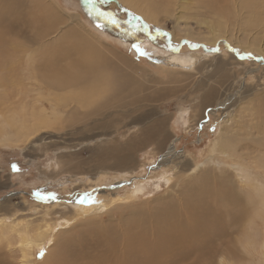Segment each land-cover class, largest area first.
<instances>
[{"label":"bare ground","instance_id":"1","mask_svg":"<svg viewBox=\"0 0 264 264\" xmlns=\"http://www.w3.org/2000/svg\"><path fill=\"white\" fill-rule=\"evenodd\" d=\"M120 1L133 11L141 14L147 21L158 22L160 20L157 19V11L161 6V4H157L159 2L154 0ZM161 1L166 2L165 9L175 5L176 10L182 6L193 5L195 2V0ZM223 1H225L227 8L231 10V14H228V16L232 21L240 18L242 20L240 21L241 24L250 26L256 31L258 29L259 31L262 30L261 32L258 31V33H264V0ZM248 3L251 6H248ZM52 5L54 3L49 2L48 6L40 4L38 0H0V21L4 23L3 28L5 30L3 33H1L3 30L0 32V87L5 89L4 95L0 96V112H3L0 114L2 124L0 127V143L19 144L24 141L29 142L32 145L31 147H35L42 144L39 142L55 138L53 135H48L50 138L44 137L45 134L41 135L39 133L41 136L38 135L40 129H52L53 126H58V128L66 130L68 133L66 132L65 135L63 134L64 136L58 137L57 141H53L54 143H46L48 149H57L59 144H62V146L58 149H70L76 144L73 142L74 140L86 141L90 138L95 139L96 137L109 135L108 132L88 135L92 133L89 126L92 124L96 125L100 118L104 119L109 115H113L114 112H117V114L123 113L127 109L129 110L127 112H132L130 102L138 104L142 101H158L163 96H167L166 92L159 95L158 90H164L165 88L161 85V81L160 83L157 81L154 85L146 86L145 91H150V93H146L142 92L143 84L137 83L138 81H135V77L132 75L120 74V71L116 73V69V75H112L113 73L111 74L110 72L105 75L104 67L106 65L98 58V53L95 55L96 50L94 51V47L85 38L77 37L79 30L84 29L80 21L79 23L78 21H72L71 24L76 26L69 30L63 23L62 32H65L61 35L62 45L72 46L70 50H60L56 54L51 51L52 45H45L40 50L39 48L24 50L22 43H10L5 39V36H8L13 40L12 36L14 35H24L33 41L39 38L40 30L37 27L34 31L31 29L26 31L27 19L24 17L26 10L23 11V9L27 8L28 12L37 13L38 15L42 10H45L47 15H44V17H47L49 25L44 26L45 23L43 21L34 19L33 16H28L27 18L29 21L34 19L33 22L37 26L47 27L44 31V37L50 33H55L52 28L62 25V22L49 12ZM42 6L44 7L40 9ZM227 11L229 12V10ZM76 17L80 19L79 15ZM177 17L178 19L181 18ZM231 23L230 25L232 26L233 22ZM76 27L79 29L77 33H75ZM216 34H220V30ZM254 39L246 40L248 41L247 44L249 46L254 45ZM178 41V36L173 35L172 42L177 43ZM95 45L98 46L97 44ZM246 45L240 44L239 46L243 47ZM252 48L255 47H248V49ZM22 54L24 56L28 54V56L23 58ZM169 54L167 60L164 59V63L167 67H176V69L180 67V70L185 71L184 74L189 71L191 76L193 75L192 73H196L198 76V73L201 72L203 74L202 70H206V74L219 75V81H223L227 77L223 63L220 64V67H216L213 70L210 67L211 64L201 66V63L199 64L201 67L198 65L201 61V56L194 55L191 57L192 59H181ZM37 57L40 58L37 59ZM245 58L242 56L239 59L245 60ZM24 59L26 60L25 62ZM171 74H168L166 81L168 84L171 83ZM213 95L214 90L209 96ZM5 104H8L9 107L7 106L6 109L3 108L5 110L1 111ZM239 105L242 106V104ZM216 109L210 111L214 113ZM242 109L246 111L247 108ZM243 110L241 111L244 112ZM261 110L262 112H260L264 115V102ZM24 111H30L31 119L27 118L29 115L27 114L28 116H26ZM10 113L12 114L11 117L7 118L5 115ZM239 113L242 115L241 112ZM11 120L14 121L13 126L16 127L13 133L6 132V127L11 125L9 124ZM166 121L165 118H160L159 121H148V117L145 119L144 116L135 117L127 124L128 126L125 125L128 132L127 137L121 136L119 140L104 142V145L98 148L97 152H94L95 160L76 165L73 164L72 155L70 154L67 157L65 156L68 158L65 161V158H61V164L65 168L66 173L81 175L80 172L73 171L82 168L83 171H87L86 173H90V177L99 181L110 177L108 175H110L111 170L114 171V175H118L122 171L123 177L127 176V173L131 174L136 169L138 163H133L139 152L151 147H155L154 149L156 150L154 152L164 151L163 148L167 146L170 138L166 131L168 130ZM240 122L242 123V121ZM254 125L245 126L247 130V137L244 138L245 145L243 144L244 141L241 142L232 136L231 130L235 126L231 127V129L225 126L223 135L216 142L213 141L211 152L214 153L221 148L220 151L223 155L232 158L236 162L253 160L256 163L255 169L244 167L237 162L232 165V167H235V174L231 177V174L228 175V173L220 175V173L218 174L215 171V168H211L212 165L205 167L198 164V166L190 165L185 153L169 152L171 150L170 145L163 154V157L168 159L163 160L168 161L167 164H169L171 162L170 158L178 157L171 169L173 174L175 173L176 179H180V182L182 175L187 178V181L183 183L180 189L178 188L179 184H175L173 186L174 194L167 199H163L162 202L160 201L155 208L152 207L154 212L149 210V213L146 214L123 217L122 222H120L122 224L116 223L117 221L107 225L102 224L103 226L105 225L102 229L98 227V224H89L90 222H88L81 228L80 233L72 229L73 231H67L68 233L65 236L63 233L61 236L58 235L59 238L54 240L55 244L49 250L43 264H225L226 260L229 262L228 264H235L232 261L236 259L234 253L240 249L246 251V254L249 255L251 264H264V119L261 127L254 128ZM103 127H107L106 123H103ZM238 129L241 130V127ZM133 131H136L134 133L136 135L130 137ZM254 131H259L257 133L262 134L261 137ZM224 134L227 136L224 137ZM251 134L255 137L251 138ZM26 144L30 146L28 143ZM234 154H238V156L236 157ZM210 159L208 163L211 162ZM172 177H169L170 183H174ZM211 181L213 184L215 181L220 182L219 186L212 185ZM223 181L227 183L225 186L221 184ZM102 200L96 204L94 202L95 205L92 206H89L91 203L88 202V206L77 207L74 217L68 223L73 225L78 221L90 218V215L93 217V215L96 216L98 213L102 214L109 208L108 206H112L115 202V200ZM100 203L103 206H99ZM97 205L98 207L96 208ZM64 225L66 226V224ZM42 227L38 226L39 229ZM35 232L37 234V229ZM42 232H44V229L38 233L41 234ZM41 236L38 235V238H41ZM2 237L7 239V236ZM64 237L68 238L65 239ZM12 238H17L19 245L24 243L26 246L19 248L20 246L17 245L18 247H14L13 245L16 241L15 243L8 241L6 244L9 250L6 259L7 256L11 259H3L4 257L1 256V253L0 264H31V254H33L34 248L41 245V243L39 244V241L38 243H35L37 241L34 242L27 226L23 230L18 231V236ZM109 239H112L113 242H108L107 240ZM13 248L18 249L15 250ZM19 252H22L20 259L17 258Z\"/></svg>","mask_w":264,"mask_h":264},{"label":"rangeland","instance_id":"2","mask_svg":"<svg viewBox=\"0 0 264 264\" xmlns=\"http://www.w3.org/2000/svg\"><path fill=\"white\" fill-rule=\"evenodd\" d=\"M154 1L159 2L157 3L159 5L161 4L157 11L158 13L156 12L158 14L157 19L161 20L158 21L159 23L145 20L141 14L127 7L120 0H113V2L107 0H38L40 4H46L47 6L49 2L54 3L50 7L49 12L62 22V25L56 26V28L51 27L55 30V33H50L46 37L43 36L44 31L47 29L44 26L49 25L47 17H44V15H47L45 10H42L39 14L40 16L42 15L40 17L37 13L28 12L27 8L23 9V11L26 10V15H24L27 19L26 31L28 29L34 31L37 27L40 30L39 38L33 41L24 35H14L12 36L13 40H11V38L5 36V39L10 43H22L24 50L33 48H39L40 50L45 45H52L51 51L56 54L60 50H70L72 46L62 45L61 35L65 32H62L63 23L69 30L76 26L71 24L72 21H78V23L80 21L84 29L79 30L76 27L75 33L79 30L77 37L85 38L94 47V51L96 50L95 55L98 53V58L106 65V67L103 66L105 75L109 72L113 73L112 75H116L115 69L116 73L120 71V74L132 75L135 77V81H138L137 83L143 84L142 92L146 93H150V91H145L146 86L154 85L157 81L159 83L161 81V85L165 88L164 90H158L159 95L166 92L167 96H163L158 101H142L138 104L130 102L132 112H127L129 111L127 109L123 113L117 114V112H114V114L116 113L115 115H109L104 119L100 118L96 125L92 124L89 126L92 133L88 135L91 136L102 132H108L109 135L96 137L95 139L90 138L88 139L89 141L74 140L73 142L76 144L70 149H58L62 144H59L57 149H48L46 143L57 141L58 137L64 136L67 132L66 130H61L58 126H53L52 129H40L38 135L45 134L44 137L46 138H50L48 135H53L55 138L39 142L42 144L35 147H31L32 145L29 142L24 141L19 144L0 143V233L3 231L0 234V255L2 253L1 256L4 257L1 258L6 259L9 250L6 244L8 241H13L14 243L16 241L13 246L18 247L17 238L14 239L12 237L18 236V231L23 230L25 226L30 230L34 242L37 241L35 243H38L39 241V244L41 243L38 247L36 246L37 248H34L33 254H31V264H43L49 250L55 244L54 240H57L59 238L58 235L61 236L62 233L64 236L73 230L80 233L81 228L88 222H90L89 224L96 223L102 229L105 226L102 224L107 225L116 221V223H120L123 217L146 214L149 213V210L154 212L153 208L160 201L162 202L163 199H167L174 194L173 186L175 184H179L178 188L180 189L183 183L187 181V178H184L185 175H182L180 182V179L177 180L175 173L173 174L172 172L171 168H173L178 157L170 158L171 162L169 164H167L168 161L163 160L168 159L163 157V154L170 145L171 150L169 152L185 153L192 166L197 164L204 167L212 165L211 168H215V171L218 174L220 173V175L228 173V175L231 174V177L235 174V167H232V165L239 161L236 162L232 158L223 155L220 151L221 148L212 153L211 147L214 143L213 141L216 142L223 135L225 126L230 129L235 126L231 130L232 136L243 142L244 138L247 137L246 127L256 123L253 127L258 128V126L261 127L263 124L264 115L261 113V106H263L264 102V47L262 48L264 46V40H262L264 33H258L259 29L256 31L250 26L241 24L240 21L242 20L240 18L232 21L228 16V14H231V10L227 8L223 0H195L193 5L182 6L177 10L175 5L165 9L166 2L161 0ZM44 6L40 7V9ZM248 6H251V4L248 3ZM77 15L80 16V19L76 17ZM28 16H33L34 19L43 21L45 25L37 26L33 22L34 19L33 21L28 20ZM177 16L181 18L178 19ZM231 22H233L232 26L230 25L232 24ZM3 25L4 23L0 21V32L3 30L1 33L5 31ZM219 30L220 34H216ZM224 31L225 33H223ZM173 35L178 36L179 41L177 43L172 42ZM251 38H255L253 41L254 45H251L255 48L248 49L251 46L247 42ZM234 39L236 40L233 41ZM240 44L247 45L242 47L239 46ZM137 48L141 51H137ZM168 54L181 59H192L191 57L194 55L201 56V61L198 65L201 63V66L211 64L210 67L213 70L216 67H220V64L223 63L227 77L223 81H219V75L206 74V70H202L203 74L201 72L198 73L199 77L196 73H192L193 75L191 76L189 71L184 74L185 71L180 70V67H177L178 69L176 67H167L164 62L167 60ZM153 55L155 58H153ZM25 56H28V54ZM25 56L22 54L23 58ZM242 56L246 57L245 60L239 59ZM39 58L37 57V59ZM167 72L173 74H171L170 84L166 82L169 74ZM179 73H181V76ZM187 74L189 78H187ZM200 75L202 76L200 77ZM4 90L3 87H0V96L4 95ZM213 90L214 95L209 96ZM222 101L224 103H219ZM8 104H5L1 111L5 110L7 106L9 107ZM239 104H242V106ZM245 107L247 108L246 111L242 109H245ZM211 108L213 109L211 110ZM214 109H216L214 113L211 112ZM24 112L26 116L29 115L27 118L31 119L30 111ZM2 113L0 112V114ZM11 115L10 113L5 116L9 118ZM139 116H144V119L148 117V121H159L160 118L167 120L168 130L166 131L170 138L167 146L163 148L164 151L154 152L156 150L154 149L155 147L144 149L134 159L135 162L133 164H138L133 173H127V176L123 177L122 171L118 175H114V171L111 170L110 175H108L110 177L103 179L104 182L90 177V173H86L87 171H83L82 168L73 171L80 172L81 175H71L65 172V168L61 164V158H65V161L68 159L66 157L71 154L73 164L76 165L95 160L94 152H97V149L103 146L106 141L119 140L121 136L126 138L128 132L125 125L129 124L133 118ZM256 118L257 120H255ZM13 122L11 120L9 123L11 125H6V132H14L16 127L13 126ZM103 123H106L107 127H103ZM243 126L246 127L244 128ZM240 127L241 130L238 129ZM240 131L241 133H239ZM135 132H131L130 137L136 135L134 134ZM254 132L257 133L259 131ZM257 134H259V137L262 135L260 133ZM226 136L224 134V137ZM252 137L255 136L251 134ZM243 144L245 145V141ZM234 155L238 156V154ZM209 159L210 163H208ZM253 162V160H241L239 163L244 167L255 169L256 163ZM13 165L19 170L14 171ZM166 172H169V175ZM91 175L94 176L93 174ZM169 177L173 178L174 183H170ZM219 183L215 181L213 184L211 181L214 186H219ZM221 184L225 186L227 183L223 181ZM102 199L115 200V202L112 206H108L109 208L104 213H98L97 217L90 215V218L78 221L73 225L68 223L74 217L77 207L88 206L89 203H91L89 206H92L103 201ZM101 205L103 206L102 203L99 204V206ZM74 208L75 210H73ZM64 221L66 226L62 223ZM38 226H43L44 228L39 229ZM36 229L37 234L35 232ZM43 229L44 232L39 234ZM46 231L50 233L45 234L47 233ZM38 235H42L41 238H38ZM2 236H7L9 240ZM35 238L37 239L35 240ZM107 241L113 242L112 239ZM19 246V248L25 247L26 244L23 243ZM13 249L16 250L18 248ZM234 254L236 259L232 261L235 264L237 262L238 264L240 262L241 264H251L246 251L240 249L236 250ZM21 256L22 252H19L17 258L20 259ZM8 257L7 259L10 260L11 258ZM228 263L226 260L225 264Z\"/></svg>","mask_w":264,"mask_h":264},{"label":"snow or ice","instance_id":"3","mask_svg":"<svg viewBox=\"0 0 264 264\" xmlns=\"http://www.w3.org/2000/svg\"><path fill=\"white\" fill-rule=\"evenodd\" d=\"M137 51H141V50L139 48H137ZM13 170L18 171L19 169L15 165H13Z\"/></svg>","mask_w":264,"mask_h":264},{"label":"water","instance_id":"4","mask_svg":"<svg viewBox=\"0 0 264 264\" xmlns=\"http://www.w3.org/2000/svg\"><path fill=\"white\" fill-rule=\"evenodd\" d=\"M107 1H109V2H113V0H107Z\"/></svg>","mask_w":264,"mask_h":264}]
</instances>
